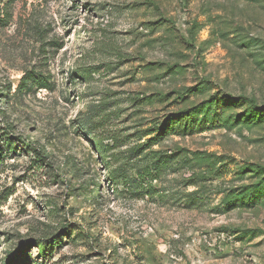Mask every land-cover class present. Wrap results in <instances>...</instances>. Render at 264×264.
I'll list each match as a JSON object with an SVG mask.
<instances>
[{"label": "rangeland", "instance_id": "374dc122", "mask_svg": "<svg viewBox=\"0 0 264 264\" xmlns=\"http://www.w3.org/2000/svg\"><path fill=\"white\" fill-rule=\"evenodd\" d=\"M13 260L264 264V0H0Z\"/></svg>", "mask_w": 264, "mask_h": 264}, {"label": "trees", "instance_id": "16d2710c", "mask_svg": "<svg viewBox=\"0 0 264 264\" xmlns=\"http://www.w3.org/2000/svg\"><path fill=\"white\" fill-rule=\"evenodd\" d=\"M44 82H45V84L41 87V88H45L46 87V85H47V82L44 80ZM28 84V79L27 78H24V81H23V83H22V87H20V90L22 89V88H24L26 85ZM22 252H23V250H22ZM24 253V252H23ZM28 259H27V257L26 258H22V262H26ZM17 263V261L16 260H13L10 264H16Z\"/></svg>", "mask_w": 264, "mask_h": 264}]
</instances>
